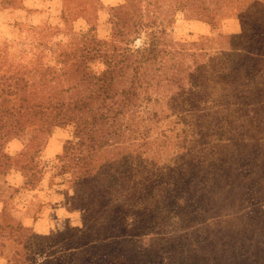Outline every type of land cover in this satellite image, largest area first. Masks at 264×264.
<instances>
[{"label": "rangeland", "instance_id": "obj_1", "mask_svg": "<svg viewBox=\"0 0 264 264\" xmlns=\"http://www.w3.org/2000/svg\"><path fill=\"white\" fill-rule=\"evenodd\" d=\"M49 1L0 0V73L9 67L18 73L35 69L27 96L30 103L45 99L41 98L39 63L56 66L57 59L72 53L81 35L109 40L113 18L125 3L65 0L60 11V3ZM252 1L224 0L214 31L197 15L202 3L195 0L185 11L173 4L175 22L168 29L169 37L184 49L163 64L172 74V66L184 68V59H189L192 77L199 81L184 90L174 83L158 82L162 63L153 62L140 77L143 86L146 80L153 85L147 89L151 100L139 101L142 127H137L134 115L119 119V133L100 152L99 167L92 177L74 181L72 172H65L69 169L53 167L60 163L55 156L63 153L66 142L76 141L71 125L52 127L49 135H39L35 141L31 129L11 137L4 144L7 153L17 156L28 144L31 156L40 147L37 160L43 163L40 169L45 165L47 169L41 174L39 170V177L35 172L33 178L39 180L24 187L22 172L12 168L6 178L19 192L12 198V190L2 195L6 212L1 220L15 225L23 218L30 221L46 214L49 218L44 223L53 231L40 234L57 233L81 228L92 216L104 224L103 215L93 214L88 205L110 203L127 217L144 210L148 218L143 225L151 231L145 240L149 245L145 260L160 253L161 244L181 243L179 249L186 257L183 264H264V208L259 209L264 203V96L257 94L248 101L247 73L235 72L219 55L205 54L210 44L207 37L218 32L241 34V41L247 43V15L255 21L253 25L264 22L260 10L250 6ZM162 4L167 8V2ZM158 14L163 17V10ZM141 44L139 38L133 47ZM238 62L244 63L243 58L238 57ZM91 66L101 64L96 61ZM258 67L264 69V63ZM127 71L133 74L132 69ZM62 83L50 82L44 91L55 95ZM7 100L0 98V105ZM45 204L61 209L45 211ZM130 224L136 226L133 220ZM129 231L134 229L129 227ZM4 262L0 258V264Z\"/></svg>", "mask_w": 264, "mask_h": 264}, {"label": "trees", "instance_id": "obj_2", "mask_svg": "<svg viewBox=\"0 0 264 264\" xmlns=\"http://www.w3.org/2000/svg\"><path fill=\"white\" fill-rule=\"evenodd\" d=\"M124 1L122 9L113 18L109 40L81 35L73 45L72 53L57 59L56 66L39 63L42 68L38 78L42 86L41 98L45 99L30 103L27 97L32 87L31 72L35 69L18 73L16 68L9 67L0 73V98H9L6 104L0 105V201L4 204L1 216L6 212L2 197L4 192L12 190L11 198L19 192L6 178L12 168L17 167L22 172L24 187H32L39 180V172L44 173L47 169L46 165L40 169L43 163L37 160L40 147L34 150L33 156H29L28 144L17 156L7 153L4 144L11 137L31 129L34 132L32 140L35 141L39 135H49L52 127L71 125L76 141L66 142L63 153L55 156L60 163H55L53 167H66L70 171L65 172H72L74 181H82L92 177L98 169L100 152L111 146L113 137L119 133V119H132L134 115L137 127H142L144 116L139 115L142 109L139 101L151 100L147 89L153 85L146 80L143 86L140 77L153 62L162 63L158 68V82L174 83L181 90L197 85L199 80L192 77L194 69L192 63L187 62L189 59H184V68L176 64L172 66V74L163 64L168 58L173 60L172 55H180L184 49L169 37L168 29L175 22L173 4L177 3L176 9L185 11L195 4V0ZM165 2L167 8L162 4ZM197 2L202 3V7L197 8V15L214 31L216 17L221 12L224 0ZM250 6L259 9V17H264V0H253ZM160 9L163 10V17L158 14ZM253 22L247 15V43L241 41V34L218 32L207 37L210 44L206 50L199 49L205 50V54L223 57L240 75L247 73L245 86L248 101L257 94L264 96V69L258 67L264 63V22L260 20L254 25ZM242 27L244 31L245 22ZM139 38L142 40L141 46L133 47ZM188 53L190 51L186 55ZM238 57H242L244 63H239ZM96 61L102 67H92L91 64ZM129 69H132V75L128 73ZM197 69L201 72L200 68ZM61 81L62 86L54 92L55 95L44 91L50 82ZM58 96L63 97L53 99ZM111 127L115 129L108 131ZM127 130L130 131V125ZM35 172L38 177L34 180L33 176H37ZM90 206L93 214L103 215L106 220L104 224H98L97 217L92 216L81 228L40 234L21 220L11 225L0 218V258L5 260L3 264H183L186 261L184 251L179 249L181 243H170L171 246L166 247L161 244L162 251L151 254L145 260L149 247L145 240H148L151 231H148V225H143L144 219L148 218L143 209L141 213L127 217L118 214L110 203ZM263 208L264 203L259 209ZM132 220L136 223L135 227L130 224ZM129 227L134 231L127 232ZM10 246L13 249L8 252Z\"/></svg>", "mask_w": 264, "mask_h": 264}, {"label": "crops", "instance_id": "obj_3", "mask_svg": "<svg viewBox=\"0 0 264 264\" xmlns=\"http://www.w3.org/2000/svg\"><path fill=\"white\" fill-rule=\"evenodd\" d=\"M56 1L61 4V6H60L61 8L59 9L61 11L62 10V5H64V1L65 0H55V2ZM49 2H50V4H52L53 3V0H51ZM0 203L2 204V209L0 211V214H1V212L3 210V207H4V204L1 201H0ZM49 207H51V208H53L55 210L56 209H61V208L52 207V205H49V204H45V211H47L49 209ZM48 218H49L48 215L44 214V215L39 216L37 218H33L30 221H25L24 218H23L21 222L24 225L31 227L37 233H45V232L53 231V230H50L51 229L50 225H47L48 227H46V225L44 223L45 220H47ZM53 219L54 220L56 219L55 216L53 217ZM45 228H47V230Z\"/></svg>", "mask_w": 264, "mask_h": 264}]
</instances>
